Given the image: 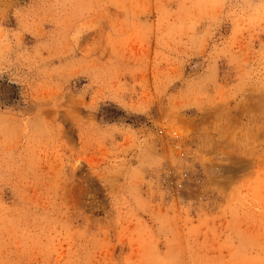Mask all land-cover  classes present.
Returning a JSON list of instances; mask_svg holds the SVG:
<instances>
[{"label":"rangeland","instance_id":"1","mask_svg":"<svg viewBox=\"0 0 264 264\" xmlns=\"http://www.w3.org/2000/svg\"><path fill=\"white\" fill-rule=\"evenodd\" d=\"M0 264H264V0H0Z\"/></svg>","mask_w":264,"mask_h":264}]
</instances>
